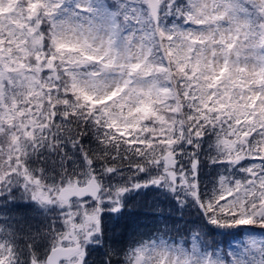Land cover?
<instances>
[{
	"label": "snow or ice",
	"instance_id": "1",
	"mask_svg": "<svg viewBox=\"0 0 264 264\" xmlns=\"http://www.w3.org/2000/svg\"><path fill=\"white\" fill-rule=\"evenodd\" d=\"M149 194L164 231L130 208ZM19 208L47 230L0 227V264H264V0H0V209Z\"/></svg>",
	"mask_w": 264,
	"mask_h": 264
},
{
	"label": "trees",
	"instance_id": "2",
	"mask_svg": "<svg viewBox=\"0 0 264 264\" xmlns=\"http://www.w3.org/2000/svg\"><path fill=\"white\" fill-rule=\"evenodd\" d=\"M215 136L211 137V140L208 136L204 137V142L201 146L200 151V179H201V188L207 192H211L213 184L218 179V174L224 171V167L221 164H213L212 159L216 156V151L214 147H210V144L214 145ZM86 146L95 148L94 142H90L89 140L85 141ZM189 151L191 149L189 148ZM185 165H187V159L183 161ZM127 174V170L125 169ZM139 175H143L142 173ZM115 183V181H114ZM146 191V190H145ZM150 206H153V197L149 194L147 197H136L135 201L130 204V208L134 212L139 214V218L142 223L148 224L149 226L153 223V214L155 215L156 222H158L159 227L162 231L165 230V223L163 221V215H167V207L164 204H160L158 207L154 208L153 214L145 216L146 212H149ZM9 208L11 205L8 206ZM7 221V223H3ZM0 227L6 228L8 230H16L17 231V243L23 247L24 243L27 240L26 233L29 231V228L33 234H35L37 229L41 231H46L47 226L42 222V218L37 214L32 212L30 209H13L12 211H8L7 209H0ZM168 228H171L172 225L169 223L167 225ZM23 228L24 231H19V229ZM173 233H169L168 238ZM43 245V241L40 242ZM41 251H43V247H41ZM103 251V250H101ZM100 257V253H95L92 256V260H96Z\"/></svg>",
	"mask_w": 264,
	"mask_h": 264
},
{
	"label": "rangeland",
	"instance_id": "3",
	"mask_svg": "<svg viewBox=\"0 0 264 264\" xmlns=\"http://www.w3.org/2000/svg\"><path fill=\"white\" fill-rule=\"evenodd\" d=\"M239 175V174H238ZM141 182H143V181H141ZM258 240L259 239H262V237H260L259 235H257V237H256ZM257 259H259V257L257 256Z\"/></svg>",
	"mask_w": 264,
	"mask_h": 264
}]
</instances>
